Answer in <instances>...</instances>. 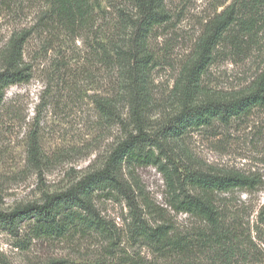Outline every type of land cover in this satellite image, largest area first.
<instances>
[{"label": "rangeland", "instance_id": "374dc122", "mask_svg": "<svg viewBox=\"0 0 264 264\" xmlns=\"http://www.w3.org/2000/svg\"><path fill=\"white\" fill-rule=\"evenodd\" d=\"M231 1L166 0L170 19L156 27L148 41L153 55L146 82L148 130L154 132L179 110L183 80L206 24ZM95 3L100 8L92 11L85 27L71 32L58 23L39 21L47 17L50 0H0V53L14 33L33 30L24 56L32 77L7 88L0 105V210L64 190L100 167L124 136V74L103 45L108 39L125 38L127 20L135 11L128 0H90V5ZM250 16L256 22L251 31H241L216 48L200 80L198 100L235 98L253 88L264 69V7L240 19ZM109 99L113 107L105 114L96 102ZM33 132L38 161L29 154ZM164 152L179 168L237 172L259 182L250 191L214 194L235 233V248L226 252L229 259L224 250H193L186 260L155 251L133 235L125 198L106 191L94 195L106 222L104 232L78 230L34 239L25 232L28 222L16 236L0 228V264H264V221L258 217L264 204V109L255 108L228 125L189 130L168 141ZM127 179L140 209L146 210L145 201L167 209L178 232L192 240L199 222L167 208L169 189L156 166H136ZM145 218L150 224L158 219Z\"/></svg>", "mask_w": 264, "mask_h": 264}, {"label": "trees", "instance_id": "16d2710c", "mask_svg": "<svg viewBox=\"0 0 264 264\" xmlns=\"http://www.w3.org/2000/svg\"><path fill=\"white\" fill-rule=\"evenodd\" d=\"M128 1L135 11L127 20L128 33L120 42L108 39L103 45L112 62L119 61L124 74L123 98L127 108L124 136L100 167L87 172L64 190L44 193L38 201L0 210V228L16 236L28 222L25 232L31 233L34 239L59 238L78 230L101 233L106 229V222L100 217L94 195L117 192L125 198L129 208L133 235L155 251L173 252V256L186 260L188 252L193 250L212 249L215 254L217 250H224L226 257L227 250L235 248V233L214 194L235 189L250 191L256 189L259 182L237 172L219 174L186 166L179 168L163 150L168 141L182 137L189 130L228 125L255 108L264 109V69L256 77L253 88L238 97L198 100L200 80L216 48L224 41H233L241 31H251L256 25L254 17L240 19V16L254 14L256 8L264 7V0H232L207 22L197 44V56L183 80L181 106L154 132L148 130L146 123V82L153 61L148 41L153 30L170 18L166 0ZM50 3L47 17L42 15L39 21L42 25L48 20L58 23L71 32L85 27L92 11L100 8L97 3L90 5V0H50ZM32 32L14 33L0 53V105L7 88L26 83L32 77L31 68L24 61L25 46ZM113 101H97L96 104L105 114H110ZM29 154L35 161L40 160L35 132L30 136ZM144 165H154L162 173L169 189V197L165 200L167 208L199 222L192 232V240L186 233L178 232L175 222L168 218L167 209L155 208L147 201L142 204L146 210L139 208L127 175H131L132 168ZM145 215H157V223L150 224ZM258 217L264 221V204Z\"/></svg>", "mask_w": 264, "mask_h": 264}]
</instances>
